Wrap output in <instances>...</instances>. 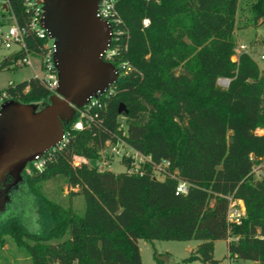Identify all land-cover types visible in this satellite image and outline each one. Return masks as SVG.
<instances>
[{
  "label": "trees",
  "instance_id": "trees-1",
  "mask_svg": "<svg viewBox=\"0 0 264 264\" xmlns=\"http://www.w3.org/2000/svg\"><path fill=\"white\" fill-rule=\"evenodd\" d=\"M7 1L24 26L23 0ZM237 8L238 0L114 1L124 31L114 92L101 98L105 107L88 127L65 126L67 142L42 155L41 171L23 174L13 205L29 207L40 229L30 232L24 217L11 216L0 224V248L7 236L31 264H142L139 240L196 241L181 264H223L214 243L227 241L229 257L264 264V167L259 179L252 173L264 156V135L256 134L264 130V76L246 54L231 61ZM250 12L254 27L264 24V0ZM25 42L33 53L43 43ZM218 79L229 80L227 88ZM0 94L39 106L51 96L33 77ZM117 140L150 157L141 176L98 170L105 144ZM162 161L169 166L158 180L152 168ZM121 162L129 168L130 159ZM178 181L189 185L186 194L175 193ZM47 182L68 190L65 200L51 198ZM229 198L243 202L238 224L228 222Z\"/></svg>",
  "mask_w": 264,
  "mask_h": 264
},
{
  "label": "water",
  "instance_id": "water-1",
  "mask_svg": "<svg viewBox=\"0 0 264 264\" xmlns=\"http://www.w3.org/2000/svg\"><path fill=\"white\" fill-rule=\"evenodd\" d=\"M99 1L42 0V21L55 45L58 87L43 106L13 100L0 106V213L25 167L61 143L75 109L117 82L118 70L100 59L110 44L111 28L96 17ZM7 177L12 183L6 187Z\"/></svg>",
  "mask_w": 264,
  "mask_h": 264
},
{
  "label": "built area",
  "instance_id": "built-area-1",
  "mask_svg": "<svg viewBox=\"0 0 264 264\" xmlns=\"http://www.w3.org/2000/svg\"><path fill=\"white\" fill-rule=\"evenodd\" d=\"M115 0H100L97 8L96 17L106 22L110 28V44L106 50L100 55V59L105 63H110L114 67V62L118 55V44L120 36L124 34L121 29V22L116 17L114 11ZM23 6L28 14L27 23L24 26H19L14 16L8 12L9 5L7 0H0V47L5 50H13L11 56L4 61L12 58L15 54H20L19 59L16 61L19 64L29 67L33 70V78L40 81V83L50 92L51 95H56V89L58 87V79L56 69L54 67L53 55L55 53L54 40L50 37L49 32L44 27L42 0H23ZM6 7V10L4 9ZM5 13V15H1ZM9 22V24H7ZM148 21L144 20L143 25L147 26ZM27 36H33L43 43L39 47V50L35 53L29 52L25 42ZM242 54H246L256 63L259 72L264 76V35L256 37L251 44H238L234 48V54L231 57L232 62H236L238 57ZM12 60V59H11ZM15 62V64H16ZM116 68V67H115ZM118 70V68H116ZM119 73V70H118ZM119 75V74H118ZM221 88H227L228 80L220 79ZM219 86V85H218ZM114 85L109 87L102 94H98L96 97H91L86 105L80 109H75L74 119L70 122V129L73 131H81L89 126V123L96 117V111H100L105 107V104L101 101L102 97L106 99L114 92ZM7 101L4 94H0V106ZM261 109L264 112V92L261 95ZM257 135H264V130H257ZM67 142V135L64 131V135L61 143L57 147H63ZM121 144V147L127 148V151H118L116 145ZM112 146V147H111ZM56 147V148H57ZM111 147V152L121 159H130L129 168H125V172L129 175H142L141 166L150 162V157H145L140 153L134 151L121 140H117L114 146L107 142L105 148L100 152V159L106 148ZM55 149V148H54ZM53 150V149H52ZM259 164L252 168V173H256L258 179L261 177V168L264 167V156L259 159ZM44 159L42 156L36 157L31 161L24 169L27 175H31L33 172H39L43 169ZM136 167L132 170V167ZM169 166V163L162 161L158 165H154L153 172H157L164 177L163 170ZM99 170V169H98ZM101 172V170H99ZM108 171V170H105ZM189 185L186 182L178 181L175 188L176 194H186ZM228 222L238 224L240 218L244 216V205L241 200L228 199ZM236 207H239L237 209ZM236 259V256L230 257ZM230 260V259H229Z\"/></svg>",
  "mask_w": 264,
  "mask_h": 264
},
{
  "label": "rangeland",
  "instance_id": "rangeland-1",
  "mask_svg": "<svg viewBox=\"0 0 264 264\" xmlns=\"http://www.w3.org/2000/svg\"><path fill=\"white\" fill-rule=\"evenodd\" d=\"M255 1L256 0H238L234 27L235 46L238 44H251L256 37L264 35V24H260L261 21H258L257 26L254 27L252 22L250 7ZM7 24H9V22ZM12 51L13 50H5L0 47V64L11 56ZM33 76L34 72L31 68L25 67L16 62V64H12L0 70V91L6 89L9 85L17 84L23 80H28ZM219 80L220 79L217 81V85L221 86ZM120 122L123 123V120L120 119ZM111 147L104 150L100 161L97 163V168L101 171L108 170L113 173L124 172L125 168L122 165L121 157L112 153ZM116 148L120 152L127 151V148L124 146L121 147L120 143L116 145ZM74 165L78 166L79 162L76 161ZM132 168V170H134L136 167L134 166ZM153 175L158 180L163 179L162 175L157 172H153ZM254 179H258L256 173H254ZM45 187L51 198L65 200V197L68 195V190L64 187L62 188L63 190L61 193H59V189L62 185H55L54 183L47 182ZM74 191L76 192L77 190ZM14 195L18 197L19 194L17 192L14 193ZM72 201L74 207L78 211H82V197H74ZM236 208L239 209V207ZM11 216L18 218L24 217L26 221L23 222V224L30 232H37L40 229L36 222V218L34 217L33 211L29 207L25 210L22 206H18V204L15 203L7 209L6 212L0 213V223H3ZM1 239L4 240L5 243L0 248V264H31L30 259L16 249L9 237L1 236ZM197 245L198 242L196 241H153L151 243L142 240L138 241L142 264H158V262L161 264H181V261L186 259L189 254L195 250ZM213 257L216 260L222 261L223 264H259L257 261L243 262L237 259H231L227 254L225 241H217L215 243ZM229 259L231 260V263L227 262Z\"/></svg>",
  "mask_w": 264,
  "mask_h": 264
},
{
  "label": "flooded vegetation",
  "instance_id": "flooded-vegetation-1",
  "mask_svg": "<svg viewBox=\"0 0 264 264\" xmlns=\"http://www.w3.org/2000/svg\"><path fill=\"white\" fill-rule=\"evenodd\" d=\"M25 172L23 171L22 172V180H21V182L23 181V177H24V174ZM21 182L20 183H18L15 187H12L11 189H10V191L8 192V194H7V196L9 197V203L8 204H6V206H5V211H7V209H9L12 205H13V198H14V193H16L17 191H18V189H19V185L21 184ZM12 183V180H11V178L10 177H7L6 178V180H5V186L7 187V186H9L10 184ZM4 211V212H5ZM1 224V223H0Z\"/></svg>",
  "mask_w": 264,
  "mask_h": 264
},
{
  "label": "crops",
  "instance_id": "crops-1",
  "mask_svg": "<svg viewBox=\"0 0 264 264\" xmlns=\"http://www.w3.org/2000/svg\"><path fill=\"white\" fill-rule=\"evenodd\" d=\"M216 243V242H215ZM214 243V245H215ZM225 244L227 245V241H225ZM228 263H231V260H227Z\"/></svg>",
  "mask_w": 264,
  "mask_h": 264
}]
</instances>
